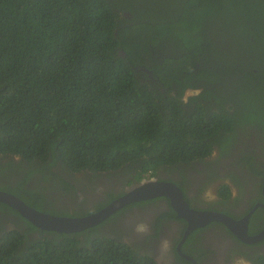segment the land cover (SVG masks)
<instances>
[{"label": "trees", "instance_id": "1", "mask_svg": "<svg viewBox=\"0 0 264 264\" xmlns=\"http://www.w3.org/2000/svg\"><path fill=\"white\" fill-rule=\"evenodd\" d=\"M239 129L264 140V0H0V190L29 206L92 213L161 169L226 157ZM142 203L72 233L0 203V264H160L118 225Z\"/></svg>", "mask_w": 264, "mask_h": 264}, {"label": "flooded vegetation", "instance_id": "2", "mask_svg": "<svg viewBox=\"0 0 264 264\" xmlns=\"http://www.w3.org/2000/svg\"><path fill=\"white\" fill-rule=\"evenodd\" d=\"M148 76L151 82H156L153 75ZM191 90H187V96L201 88L192 90L193 93ZM215 93L227 102L229 90L217 87ZM235 138L226 157H218L219 152L214 148L206 158L161 169L154 178L175 181L180 188L176 181L183 179L180 177L183 174L185 194L191 200L192 208L219 212L235 221L247 217L246 231L252 236L264 232V140L253 130L246 129H239ZM242 154L254 157L253 170L240 160ZM117 176H121L123 182L124 175L119 173L112 179H101L100 186H107L106 189L120 187L122 182ZM75 181L80 184V180ZM223 187L228 192L226 199L221 191ZM122 188L124 190L125 186ZM94 194L86 192L84 196L93 201ZM139 202L143 203L124 210L123 217H118V225L129 234L127 238L145 240L147 236L149 248L160 264H262L261 260H264V236L247 243L239 240L223 223L211 221L195 227L183 240L187 227L183 218L163 217L159 227L154 225L159 214L170 210L168 198Z\"/></svg>", "mask_w": 264, "mask_h": 264}, {"label": "water", "instance_id": "3", "mask_svg": "<svg viewBox=\"0 0 264 264\" xmlns=\"http://www.w3.org/2000/svg\"><path fill=\"white\" fill-rule=\"evenodd\" d=\"M120 53L124 55L122 51ZM143 69L146 70L145 68ZM124 191L123 194L111 200L97 211L78 217L44 213L29 206L15 194L4 190H0V203L13 208L23 218L42 230L71 233L102 222L108 216L129 203L165 196L168 198L169 205L176 212L177 216L187 222L183 240L195 227L204 226L211 221L223 223L239 240L247 243L256 242L264 236V232L252 236L248 235L246 231L247 217L235 221L219 212L196 210L190 207L183 196V191L171 181L156 179L142 180L140 183L128 187Z\"/></svg>", "mask_w": 264, "mask_h": 264}, {"label": "clouds", "instance_id": "4", "mask_svg": "<svg viewBox=\"0 0 264 264\" xmlns=\"http://www.w3.org/2000/svg\"><path fill=\"white\" fill-rule=\"evenodd\" d=\"M124 14V16L125 17H130V14L128 13V12H126V13H123ZM142 70L144 71V72H146V73H148V74H150V75H152V72L150 71V70H144L143 68H142ZM191 93H193L194 91H190ZM185 97H187V91L185 92V95H184ZM83 174V177L84 178H82V180H81V182H80V184H84V182H83V180L85 181V174L84 173H82ZM148 179H157V178H154V177H146V178H143L142 180H148ZM142 180H140L139 182H137V183H134L133 185H136V184H138V183H140ZM158 180H160V179H158ZM99 181L100 180H98V182H97V185L95 186V187H101L100 186V183H99ZM79 184V185H80ZM133 185H131V186H133ZM130 186V187H131ZM126 188H128V187H125L124 188V190L126 189ZM83 189H85L84 187H83ZM87 193H89V194H94L95 192H93V193H90L89 191H87ZM83 195H84V193H83ZM160 197H163V198H165V196H160ZM155 198H158V197H155ZM167 198V197H166ZM152 199V198H151ZM141 201V200H140ZM135 202H138V201H135ZM133 203V202H132ZM169 207H170V209H172L171 208V206L169 205ZM37 210V209H36ZM173 210V209H172ZM175 212V211H174ZM176 213V212H175ZM51 214V213H50ZM54 215H56V214H54ZM66 216H69V215H66ZM83 216V215H82ZM72 217H78V216H72ZM181 218V217H180ZM121 228V227H120ZM42 230V229H41ZM48 231H50V230H48ZM56 232V231H55ZM59 233H63V232H59ZM72 233V232H71ZM128 240H129V242H131V243H133L137 248H138V250L140 249L138 246H137V242H145V240H138L137 238H134V237H131V238H128ZM156 259V258H155ZM157 260V259H156Z\"/></svg>", "mask_w": 264, "mask_h": 264}, {"label": "rangeland", "instance_id": "5", "mask_svg": "<svg viewBox=\"0 0 264 264\" xmlns=\"http://www.w3.org/2000/svg\"><path fill=\"white\" fill-rule=\"evenodd\" d=\"M223 1H226V0H223ZM75 175V176H74ZM73 175V180L76 178V177H78V180H80V182H81V180H82V178H84L83 177V174L82 173H77V174H74ZM85 176V175H84ZM83 186V185H82ZM81 187V186H80ZM97 189L95 190V192H99L100 190L101 191H103L104 189H106V188H102V187H96ZM84 191H83V193H86L89 189H83Z\"/></svg>", "mask_w": 264, "mask_h": 264}]
</instances>
